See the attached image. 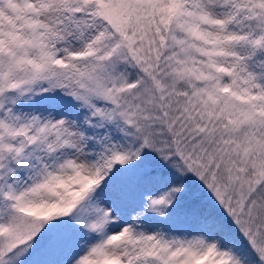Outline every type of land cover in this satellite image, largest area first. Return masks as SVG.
<instances>
[{
	"label": "snow or ice",
	"instance_id": "obj_1",
	"mask_svg": "<svg viewBox=\"0 0 264 264\" xmlns=\"http://www.w3.org/2000/svg\"><path fill=\"white\" fill-rule=\"evenodd\" d=\"M0 264H264V0H0Z\"/></svg>",
	"mask_w": 264,
	"mask_h": 264
}]
</instances>
